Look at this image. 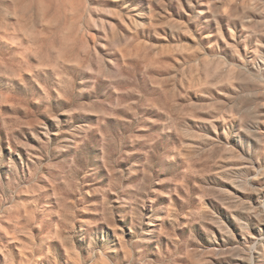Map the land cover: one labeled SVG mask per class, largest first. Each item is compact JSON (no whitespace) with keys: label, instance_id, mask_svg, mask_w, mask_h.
<instances>
[{"label":"rangeland","instance_id":"374dc122","mask_svg":"<svg viewBox=\"0 0 264 264\" xmlns=\"http://www.w3.org/2000/svg\"><path fill=\"white\" fill-rule=\"evenodd\" d=\"M0 264H264V0H0Z\"/></svg>","mask_w":264,"mask_h":264}]
</instances>
